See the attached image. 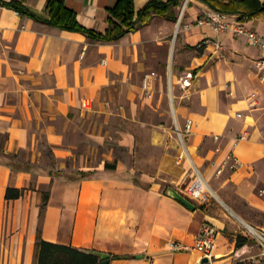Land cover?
I'll return each mask as SVG.
<instances>
[{"label":"crops","instance_id":"obj_1","mask_svg":"<svg viewBox=\"0 0 264 264\" xmlns=\"http://www.w3.org/2000/svg\"><path fill=\"white\" fill-rule=\"evenodd\" d=\"M0 1L21 2L47 17L48 0ZM58 1L81 26L104 33L118 0ZM149 1L133 0L135 12ZM210 2L213 7L191 0L177 34L181 1L168 16L153 17L114 42L93 41L0 6V264H37L38 238L120 257L110 264H199V254L174 252L169 243L192 246L205 223L218 232L212 264H249L254 247L236 248L239 233L219 206L205 197L190 210L168 195L170 188L182 193L190 170L185 162L176 164L169 128L188 118L190 152L209 186L231 208H240L238 196L264 209V198L255 194L264 188V86L254 66L263 52L245 38L196 25L204 10L216 9L264 39V0ZM146 73L157 75L153 105L141 87ZM253 92L259 93L258 105L250 109L246 99ZM165 95L169 114L159 109ZM152 111L155 122L147 119ZM147 127L149 143L159 151L154 175L132 177L111 150L96 163L99 147L133 149L136 129L141 134ZM241 132L247 137L234 149L240 167L213 178L208 160L219 163ZM213 135L220 136L218 143ZM4 155L30 170L11 169L2 163ZM68 162L75 177L65 178ZM80 172L90 175L79 179ZM7 188L23 194L6 200Z\"/></svg>","mask_w":264,"mask_h":264},{"label":"built area","instance_id":"obj_2","mask_svg":"<svg viewBox=\"0 0 264 264\" xmlns=\"http://www.w3.org/2000/svg\"><path fill=\"white\" fill-rule=\"evenodd\" d=\"M191 0L181 1V13ZM196 25L210 26L216 33L229 32L237 38H245L246 41L260 51L263 55L254 62V66L258 72L260 83L264 86V39L253 31L248 30L242 24L232 20L226 14L221 12L206 9L202 12L201 17L197 20ZM189 27V26H188ZM222 47L217 45L216 50H220ZM157 79L155 73H146L142 79L143 92L151 96L153 90V84ZM258 92L250 94L246 101L250 109L255 108L258 105ZM237 118H241L242 114L239 112L236 114ZM172 132L177 142L178 153L176 155V164L181 166L184 162L189 164L190 170L187 175V179L181 184V195L192 202L203 200L206 195L214 196V192L209 186L204 173L196 165L190 152V143L193 136V123L190 119H186L182 124L177 122L173 123ZM247 137L246 132H241L237 136L232 148L227 151L222 160L217 163L216 159H210L207 165L210 169H213V178H219L223 173H234L240 167V161L236 156L234 149L237 142ZM214 142L218 143L220 136H211ZM222 148L217 145L214 149L215 154L221 153ZM260 194H264V188L260 190ZM245 235L251 241V247H254L255 251L248 255L247 260L249 264H264V228L258 229L250 225H245ZM218 232L216 228L208 223L203 224L199 233L197 234L192 246H186L180 242H170L169 248L174 252L180 251H192L199 254L200 259L207 258L208 263H211V254L216 246Z\"/></svg>","mask_w":264,"mask_h":264},{"label":"trees","instance_id":"obj_3","mask_svg":"<svg viewBox=\"0 0 264 264\" xmlns=\"http://www.w3.org/2000/svg\"><path fill=\"white\" fill-rule=\"evenodd\" d=\"M180 1L182 0H169L167 2L151 0L139 11L135 12L133 0H118L115 6L109 10L107 18L108 27L104 33H97L81 26L76 20L75 13L68 9L62 1H47L45 7L46 18L36 16L18 1H0V6L12 9L21 16H26L46 25L61 30L81 33L93 41L114 42L128 33L138 30L142 25L149 23L153 17L168 16L170 9L178 6ZM203 1L213 7L210 0ZM4 156L5 160L2 163L11 169L15 171L30 170L23 160H14L9 155ZM88 175L90 174L80 172L78 178H85ZM22 194L23 190L7 188L5 198L6 200H15L20 198ZM250 243L251 241L246 236L242 234L237 235L236 248L240 249L245 245H250ZM36 244L37 264H99L101 262V254H103L94 250L79 249L68 245L47 242L40 238H38ZM114 259H120V257L116 255L110 256V260ZM108 264H110V261Z\"/></svg>","mask_w":264,"mask_h":264},{"label":"rangeland","instance_id":"obj_4","mask_svg":"<svg viewBox=\"0 0 264 264\" xmlns=\"http://www.w3.org/2000/svg\"><path fill=\"white\" fill-rule=\"evenodd\" d=\"M175 23H176V30L175 33L177 34L178 28H179V22L181 21V8L179 11L175 12ZM171 63L169 62L167 71L170 74L171 73ZM168 81V79H167ZM142 85V84H141ZM153 92V90H152ZM151 96L144 95L147 97V99L150 101V103L153 105L156 103L157 100V94ZM159 109H163L167 114L171 112V105H170V96L165 95L163 99L161 100ZM264 113V111H262ZM158 115L156 112L152 111L151 113H148V120L149 121H156L158 119ZM249 122H252L249 120ZM171 126V124H170ZM169 126V127H170ZM170 133L172 134V140L174 137V134L172 132V126L169 128ZM262 131V130H260ZM136 134L138 135L139 139L138 142L135 144L133 149H126L118 147V145L115 144V146L107 144L104 147H99L97 149L98 151V159L96 163H101V154L103 151L111 150L113 154V160L116 162L120 160L124 164L125 168H131L133 172V176L139 177L142 173H146L148 175H154L156 171V159L157 156H159V151L156 149V147L152 146L149 143L150 136L152 134L150 127H147V129L141 130V134H139V130L136 129ZM174 141V140H173ZM144 159V160H143ZM76 174V167L73 166L72 163H67V177H75ZM214 186L212 185V191L214 192V196L211 197L209 195H206V198L209 200L210 203L216 204L219 206L231 219V224L234 227V229L237 231V233L242 234L246 236L245 234V225H250L254 228L262 229L264 228V209H261L260 207H254L249 205L247 202L242 200L240 197L237 196V203L240 205V208H231L227 203H225L219 196V193L215 190H213ZM263 189V187L255 188V194L258 198L263 199L264 194H260V190ZM45 194V193H44ZM236 197V195H235Z\"/></svg>","mask_w":264,"mask_h":264},{"label":"water","instance_id":"obj_5","mask_svg":"<svg viewBox=\"0 0 264 264\" xmlns=\"http://www.w3.org/2000/svg\"><path fill=\"white\" fill-rule=\"evenodd\" d=\"M168 195L180 202L182 205H184L185 207H187L190 210H195L196 206L194 204H192L189 200H187L186 198H184L179 192H177L175 189L170 188L168 190ZM110 261V256L108 254H101V262L99 264H108ZM208 263V259L207 258H202L199 262V264H206Z\"/></svg>","mask_w":264,"mask_h":264}]
</instances>
